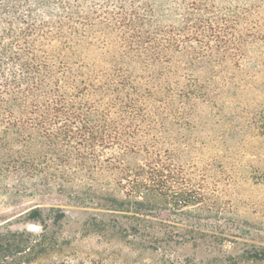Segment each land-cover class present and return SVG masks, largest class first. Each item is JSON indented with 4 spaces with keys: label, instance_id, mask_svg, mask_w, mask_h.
I'll list each match as a JSON object with an SVG mask.
<instances>
[{
    "label": "trees",
    "instance_id": "1",
    "mask_svg": "<svg viewBox=\"0 0 264 264\" xmlns=\"http://www.w3.org/2000/svg\"><path fill=\"white\" fill-rule=\"evenodd\" d=\"M263 10L264 0H0V192L66 195L95 211H80L87 230L143 251L197 245L208 236L198 217L170 223L207 196L187 133L199 105L220 112L253 87L242 63L264 41ZM245 114L264 132L262 111ZM65 168L114 183L58 182ZM25 221L41 232L0 225V264L53 250L41 209Z\"/></svg>",
    "mask_w": 264,
    "mask_h": 264
},
{
    "label": "rangeland",
    "instance_id": "2",
    "mask_svg": "<svg viewBox=\"0 0 264 264\" xmlns=\"http://www.w3.org/2000/svg\"><path fill=\"white\" fill-rule=\"evenodd\" d=\"M223 2L234 5L244 0ZM242 67L243 76L256 79L253 87L241 97L225 96L220 112V103L215 107L199 105L198 119L192 122L198 127L187 133L198 144L186 157L194 163L188 166L207 196L198 214L172 216L170 223L187 227L180 220L198 217V230L208 236L198 240L197 245L186 243L157 252L143 251L121 236L103 237L87 230L85 224L91 216L80 211L94 210L80 208L74 199L45 190L35 196L15 194L10 184L0 192L1 227L4 231L26 229L40 233L41 228L27 223L25 216L34 208L41 209L47 225L46 239L53 250L31 264H264V260L256 259L264 252V132L256 136L253 122L244 115L255 107L263 112L264 120V41L247 45ZM87 174L65 168L64 176L57 181L80 185L114 183L112 177L88 178ZM87 205L85 202L81 206ZM59 211L64 218L56 222Z\"/></svg>",
    "mask_w": 264,
    "mask_h": 264
}]
</instances>
